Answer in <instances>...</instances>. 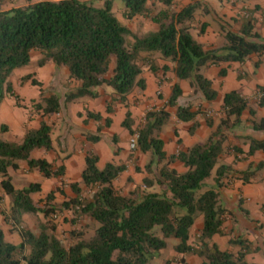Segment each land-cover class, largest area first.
I'll list each match as a JSON object with an SVG mask.
<instances>
[{
  "label": "trees",
  "instance_id": "16d2710c",
  "mask_svg": "<svg viewBox=\"0 0 264 264\" xmlns=\"http://www.w3.org/2000/svg\"><path fill=\"white\" fill-rule=\"evenodd\" d=\"M159 1L160 7L153 10L146 0H121L123 18L145 17L155 25L154 29L141 33L131 31L115 17L111 11L113 0H102L100 4L84 0H36L0 10V102L6 95L17 98L8 77L15 68L29 62L33 50L41 54L37 60L39 66L50 60L57 69L64 67L66 78L75 83L61 95L49 94L41 98L42 103L34 104L41 118L58 112L68 102L96 97V88L103 84L113 91L110 101L123 102L133 89L145 87L142 67L146 65L154 72L155 57L171 63L174 77L188 81L191 95L211 101L216 93L210 80L199 72L200 67L225 61L243 62L250 54L264 50V42L252 31L250 17L238 31L225 29L221 45L208 48L190 32L198 7L196 1L179 10L172 8L171 0ZM202 28L200 26L197 34ZM28 78V74L21 76L20 82ZM30 84L40 86L34 78L30 79ZM256 89L260 93L256 105L262 107L264 85ZM191 100H182L179 85L174 82L164 105L147 109L136 128H131L130 114L125 111L121 126L129 134L137 132L136 149L148 153L141 183L133 184L126 194L113 186L124 165L106 162L98 168L96 155L87 153L80 172L81 186L77 182L69 183L72 197L55 202L53 193L59 191L55 188L35 200L32 194L39 192V182L15 188L6 168L15 169L16 162L24 160L28 169L36 168L42 177H61L62 165L53 168L44 158L29 157L34 148H51L50 126L41 119L37 128L25 129L19 143L0 139V192L9 198L5 219L19 231L21 238L18 244H13L5 240L0 229V264H148L165 247V238L177 240L173 245L177 253L200 257L199 264H253L244 260L248 251L244 240L236 241L239 245L236 253L220 250L210 242L213 234L223 233L221 224L225 210L218 203L216 188L223 178L247 182L252 173L250 166L237 171L229 164H217L226 132L229 126L239 122L244 109H248L249 114L253 111L235 90L224 93L223 117L208 135L185 150L166 155L157 136L169 118L164 107H174L176 119L188 121L201 111L198 104L194 111L190 110ZM105 111H111L110 105H106ZM85 117L101 118L98 113L87 110ZM109 121L108 117L104 118L105 124ZM205 122L211 127L209 118H205ZM194 125L189 128L190 133ZM3 129L1 125L0 130ZM249 132L251 134L245 137L248 143L245 154L264 152V118L252 121ZM256 133L258 135H253ZM86 138L98 139L91 134ZM232 150L235 155L240 152L236 147ZM175 160L185 167L183 172L168 166ZM214 167L213 184L197 194ZM134 170L141 171L137 166ZM153 186L158 190L151 189ZM67 211L72 216L70 223L85 218L89 225L93 224L92 231L86 232V223L67 230L65 235L58 233L56 218ZM23 214L41 215L36 220V231L22 226ZM197 214L202 217V226L196 242L190 245L187 243L189 228ZM155 226L159 227L161 237L154 234ZM175 264H184V261L179 258Z\"/></svg>",
  "mask_w": 264,
  "mask_h": 264
},
{
  "label": "crops",
  "instance_id": "0c3cea01",
  "mask_svg": "<svg viewBox=\"0 0 264 264\" xmlns=\"http://www.w3.org/2000/svg\"><path fill=\"white\" fill-rule=\"evenodd\" d=\"M155 1L160 4L159 0ZM191 1H196L198 7L194 11V20L190 32L205 47L221 45L224 30L238 31L247 17L252 20V31L256 32L264 42V0H171V6L174 10H179ZM146 3H148L147 0ZM200 26H203L202 32L197 34L196 31ZM149 27L147 26L146 29L142 28L140 33L147 29H154L155 25L152 23ZM255 63L256 65L254 66ZM46 64L52 65V62L47 60L41 66ZM155 65L156 70L154 72L147 69L146 65L142 67L141 76L144 79L145 87L143 89H133L123 102L118 100L110 101L113 92L101 85L96 88L98 92L96 97H86L85 100L77 99L67 103V111H70L73 123L79 128V131L73 134L76 138L77 147L71 150L65 144L60 146L56 137L54 142L50 138L51 148L49 150H44L41 147L34 148L29 155L31 158H44L52 164L53 168L62 165L63 174L61 177H42L36 168L28 169L24 160H18L15 169L8 166L6 168L7 173L11 180L16 179L22 185L42 178L41 182H39L40 190L37 192L39 194L34 193L36 196L32 194V197L39 196L42 198L48 191L58 188L59 191L56 190L53 193V200L60 202L64 198L73 196L69 183L77 182L81 186L79 180L80 172L84 166V156L92 152L97 157L95 164L98 168H101L106 162L124 165V170L113 181V186L118 192L126 194L132 190L133 184L139 185L141 183L145 175L143 166L148 159L147 152L142 153L137 149L129 151L127 148L129 132L121 126L126 110L132 120L131 128L134 129L141 123L143 113L147 109H158L164 105L166 98L170 94L171 85L176 82L181 90L182 100L192 99L191 111L195 110L197 103H200L204 108H211L215 111V114L210 115V117L203 116L197 112L191 120L181 121L176 119L174 107L165 106L164 108L168 111L169 118L161 126L157 136L163 143V151L166 155H169L177 150H185L194 142L203 140L218 123L214 122V116L219 119L223 117L222 97L224 93L235 90L246 99L247 107L253 113L249 114L248 109H244L239 116V122L229 126L226 132L224 149L217 160V164H229L237 171H244L250 166L249 170L252 173L249 175L247 182H242L237 178L229 181L223 178L222 184L216 188L218 203L225 210L221 224L223 233L213 234L210 242L214 243L220 250L236 253L239 250V245L236 241L241 240L242 242L244 240L248 246V251L244 254V260L247 263L264 264V152L254 151L251 155L245 154L248 148L245 137L251 134L249 132L250 123L257 121L261 117L264 118V106L259 107L256 105V88L264 85V50L260 54H250L243 62L225 61L200 67L199 72L210 80L211 87L216 93L215 98L211 101H205L202 98L191 95L192 88L188 81L178 80L174 77L171 70L172 65L168 60L155 57ZM56 71L59 75L67 73L64 67L56 68ZM50 73H48V76ZM26 74L29 75V78L18 86L27 87L24 92L19 94L12 88L17 98L12 99V96L6 95L0 102V126L3 125L5 127L4 132L6 135L5 138H0L1 140L9 142L20 140L25 129L37 128L41 119L50 126V131L53 133L52 131L58 126L59 118L61 117V120L66 118L64 108L56 113L40 117L39 112L33 108V105H30L38 102L41 97L39 94L43 92L41 90L43 87H47L50 84L47 90L54 89L52 86L53 82H49V78L40 74ZM31 78L40 82V86L30 84ZM62 80L64 81L65 79ZM65 81L69 84V87L75 85L73 81L67 78ZM67 89L68 87H65L64 90ZM49 94H46V96ZM18 99L24 105V107L22 106L23 109L15 105L14 101ZM29 103L31 104L29 105ZM107 104L110 105V112L105 111ZM86 110L98 113L101 118L99 120L86 118ZM105 117L110 119L108 124L104 123ZM13 118L16 119V122L14 125H10L11 123L7 120ZM205 118L211 120V127L206 125ZM192 125H194V129L190 133L189 128ZM118 132L122 138L119 148L110 147L105 143L109 135H113L111 140L113 142L115 133L117 134ZM85 134L96 135L98 139L87 141ZM253 135H258V133ZM232 147L239 148L240 152L235 155ZM135 166L139 167L141 171H135ZM168 166L177 172L185 170L182 163L176 160L169 163ZM60 180L62 184H59ZM151 189L158 190V187L153 186ZM0 195V201L2 202L0 208V229L7 241L18 244L21 240L19 231L17 235L16 229L12 227L8 220L7 223L10 226L4 224L9 198L1 192ZM28 218L29 215H22V226L33 231L27 223ZM201 226L202 217L197 214L189 228L188 244L193 245L196 242V236ZM9 228L11 230L6 231ZM175 243L172 244V248L168 250L167 254L162 257L159 255L154 259L156 264H175L179 258L183 259L184 264L200 263L201 258L196 254L186 253L182 255L177 253L173 249ZM164 249L165 247L160 249L159 254H163Z\"/></svg>",
  "mask_w": 264,
  "mask_h": 264
},
{
  "label": "rangeland",
  "instance_id": "374dc122",
  "mask_svg": "<svg viewBox=\"0 0 264 264\" xmlns=\"http://www.w3.org/2000/svg\"><path fill=\"white\" fill-rule=\"evenodd\" d=\"M33 1H36V0H0V10L9 9L11 7H14V6L25 5V4H27L29 2H33ZM84 1H86V2L91 1L94 4H100L102 2V0H84ZM147 2H148L147 3L148 6L153 10H156L161 5V4L156 3L155 0H147ZM121 5H122L121 0H113L111 11L115 15V17H117V19L120 22H122L124 25H126L131 31L136 32V33H140L142 28L146 29L147 26L148 27L151 26L152 22H150L145 17H133L131 19L123 18L121 15ZM149 28H151V27H149ZM147 30H149V29H147ZM192 36L194 37L193 33H192ZM259 40L262 41L261 38H259ZM40 56H41V54L38 51H35V50L31 51L30 52V59L31 60L29 59V62L26 65L19 67V68H15L11 72V74L9 75L8 81L11 83L13 90L20 94V93L24 92V90L27 88V87H24L23 85H22V87H18V86H20L21 83H24L27 81V80H24L23 82H20V77L24 76L26 73H31L32 75L40 74L41 76L49 78V80H50L49 82H51V83L53 82L52 86L54 87V89L47 90V87H49L50 84L47 87L45 86L41 89L43 92H41L39 94L41 97L38 99V102L42 103L41 98L46 96V94L50 93V94H54V95H61L64 91H66V90H64L65 87H68V89H70V88H72V86L69 87L68 86L69 84H67V82L65 81L66 80V73L59 75V73L56 71V68L54 67L53 64L52 65L46 64L43 66H41V65L39 66L37 64V60H38V58H40ZM48 73H50L49 76H48ZM61 78L65 79V80L63 81ZM103 86L109 88V90L112 91V89L110 87H108L104 84L102 85V87ZM39 91H40V89H39ZM13 98L15 99V97L12 96V99ZM85 98L86 97L79 98V99L85 100ZM14 103L16 106H19V107H21V109H23L24 105H22L20 103L19 99L17 101L15 100ZM30 104L31 103H29V105ZM34 104L35 103H32L30 106H32V105L34 106ZM197 104H198V106H200V108L202 110L211 109V108H204L203 106H201L200 103H197ZM67 107L68 106L66 104L64 107V112H66L64 115L66 118H63L62 120H61V117L59 118L60 120L57 123L58 126L52 131L53 133H51V131H50L49 136L53 142L55 141V139L57 137L58 145L61 146V145L65 144L67 148L69 147L71 150H73L74 148L77 147L76 138L73 136V134L78 132L79 128H78V126L75 125V123H73V119L71 118V113L69 110L67 111ZM211 110H213V109H211ZM213 114H215L214 110L211 114L206 115V116L210 117V115H213ZM214 117H215L214 122L215 123L218 122L219 118H217V116H214ZM7 121L9 123H11L10 125H12V124L14 125L16 122V119L13 118V119H9ZM4 131H5V129L0 130V138L1 139L6 137ZM86 135L87 134H85V138H86ZM21 139L16 141L15 143H19L21 141ZM112 139H113V135H109L106 138L105 143H107L110 147H118L119 148V145H121L120 143L122 141V138L120 137L119 132L117 134L115 133V137H114L113 142L111 141ZM87 141H89V140L87 139ZM228 148H229V146H228ZM216 165H215V167H216ZM215 167L211 170L209 177H207L203 180V186L200 188L199 191H197V194H199L204 189H206L207 187H209L213 184V176H214ZM41 180H42V178H38L34 181L41 182ZM11 182L15 188H20V187L25 186V184L22 185L21 183L17 182L16 179L15 180L12 179ZM36 194H39V193H36ZM36 194H34V195L36 196ZM0 198H1V195H0ZM34 199L40 200L41 198L38 196V197H35ZM1 203L2 202L0 201V208H1ZM38 218H41L40 214H38L37 216H30L29 215V218L27 219V223L33 229V231L37 230L35 224H36V220ZM71 219H72V216H71V213L69 211L64 212L62 215L57 217L56 218L57 232L61 233V234L64 233V235H65L66 231L69 229H72V228L77 229V228L83 227V225H85L86 223L88 224V222L85 218L78 219L73 224L70 223ZM7 222H8L7 219H5L4 224L5 225L7 224L8 226H10V224H8ZM92 227H93V224H91V225L88 224L86 232L90 233L92 231ZM10 230L11 229L9 228V230L7 229L6 231H10ZM153 231H154V234L156 236L161 237L159 227L155 226L153 228ZM15 232L18 235V230H15ZM164 240H165V249L163 250V254L162 253L158 254L155 258H157L159 255L162 257L164 254H167L169 252L168 250L172 248V244L177 242V240L174 238H165ZM155 258H153L148 264H156V261H154Z\"/></svg>",
  "mask_w": 264,
  "mask_h": 264
},
{
  "label": "built area",
  "instance_id": "2783aa9c",
  "mask_svg": "<svg viewBox=\"0 0 264 264\" xmlns=\"http://www.w3.org/2000/svg\"><path fill=\"white\" fill-rule=\"evenodd\" d=\"M260 93H257V96H259ZM200 114L203 116L209 115L213 112V110L208 109V110H202L200 108ZM136 139H137V132H133L132 134H129L127 138V148L129 151H134L136 149Z\"/></svg>",
  "mask_w": 264,
  "mask_h": 264
}]
</instances>
